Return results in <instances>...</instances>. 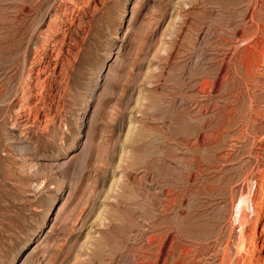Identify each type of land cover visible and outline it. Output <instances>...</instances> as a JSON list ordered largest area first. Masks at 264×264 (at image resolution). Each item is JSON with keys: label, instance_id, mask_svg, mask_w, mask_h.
Segmentation results:
<instances>
[{"label": "rangeland", "instance_id": "obj_1", "mask_svg": "<svg viewBox=\"0 0 264 264\" xmlns=\"http://www.w3.org/2000/svg\"><path fill=\"white\" fill-rule=\"evenodd\" d=\"M240 232L264 264V0H0V264H247Z\"/></svg>", "mask_w": 264, "mask_h": 264}, {"label": "bare ground", "instance_id": "obj_2", "mask_svg": "<svg viewBox=\"0 0 264 264\" xmlns=\"http://www.w3.org/2000/svg\"><path fill=\"white\" fill-rule=\"evenodd\" d=\"M254 7V6H253ZM251 18V17H250ZM46 67L44 68H41L37 71V76L40 77L43 73H45V69ZM39 102V101H38ZM28 113V112H27ZM22 117V116H21ZM31 117H33L34 120H36L38 118V113L35 114L33 116L31 110L29 112V115L27 118H25V120H29ZM129 132V131H128ZM250 200V197L249 196H242L240 197L238 203L235 205V211L233 212H236V219H240L243 215L241 214L242 213V210L244 209L245 205L249 202ZM233 202V201H232ZM236 202V201H234ZM242 215V216H241ZM242 226V224H241ZM171 234V233H170ZM264 236V235H263ZM155 240V239H154ZM153 242V241H152ZM172 243V242H171ZM174 244V243H173ZM175 247V246H174ZM236 248H237V252L239 253L238 257H240V259L242 260L243 258L245 259L246 257L249 259L247 264H254L253 262V253L254 252H251V254H247L246 253H249L250 252V249H251V245L249 244L248 240L246 239L245 235L243 234V232H240V235H239V238H238V241H237V244H236ZM161 251V250H160ZM169 252V250H168ZM160 253V252H159ZM170 253V252H169ZM226 253V251L224 252ZM256 255V254H255ZM224 256V255H223ZM163 259V258H162ZM224 259V258H223ZM222 259V260H223ZM226 259V258H225ZM135 261V260H133ZM224 261V260H223ZM222 261V262H223ZM226 261V260H225ZM244 261V260H243ZM156 263V262H155ZM225 263V262H224ZM246 263V262H245Z\"/></svg>", "mask_w": 264, "mask_h": 264}]
</instances>
